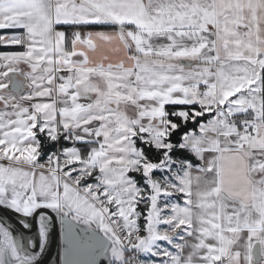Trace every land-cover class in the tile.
<instances>
[{"label": "snow or ice", "instance_id": "1", "mask_svg": "<svg viewBox=\"0 0 264 264\" xmlns=\"http://www.w3.org/2000/svg\"><path fill=\"white\" fill-rule=\"evenodd\" d=\"M0 30V203L121 264H264V0H0Z\"/></svg>", "mask_w": 264, "mask_h": 264}, {"label": "water", "instance_id": "2", "mask_svg": "<svg viewBox=\"0 0 264 264\" xmlns=\"http://www.w3.org/2000/svg\"><path fill=\"white\" fill-rule=\"evenodd\" d=\"M5 234L15 255L3 243ZM112 248L106 234L63 210L41 206L25 215L0 203V264H115ZM36 253L37 260L28 258Z\"/></svg>", "mask_w": 264, "mask_h": 264}, {"label": "crops", "instance_id": "3", "mask_svg": "<svg viewBox=\"0 0 264 264\" xmlns=\"http://www.w3.org/2000/svg\"><path fill=\"white\" fill-rule=\"evenodd\" d=\"M88 30H92V31H115V27H114V28H111V27H110V28H107V27H105V28H90V29H88ZM0 34H5V33H4V30H0ZM12 50H18V48H17L16 46H7V47H5V46H0V51H12ZM108 54H109V53H107V52H98V53H97V55H108ZM22 67H24L25 70H27V69H26V66H22ZM67 146H71V145L69 144V145H67ZM76 146L79 147L78 145H76ZM56 148H57V145H56L55 149L49 151L48 153H50V152H52V151H55ZM82 148H83V146H82ZM48 153H46L44 156H46ZM41 160H43V159H41ZM90 182H94V181L90 179ZM58 209L63 210V208H58ZM66 213H67V212H66ZM73 213H74V212H73ZM126 253H127V252H126Z\"/></svg>", "mask_w": 264, "mask_h": 264}, {"label": "rangeland", "instance_id": "4", "mask_svg": "<svg viewBox=\"0 0 264 264\" xmlns=\"http://www.w3.org/2000/svg\"><path fill=\"white\" fill-rule=\"evenodd\" d=\"M5 47H7V46H5ZM155 175L158 176L159 173L157 172V173H155ZM88 182H90V179H89L88 181H85V183H88ZM114 210H115L114 208H110V211H114ZM63 211L67 212L68 214L72 215L73 217L75 216V213L70 212V211H69L68 209H66V208H63ZM75 219H76V220H79V221H83L84 223H86V224H88V225H92V226L96 227L97 229H99L102 233L106 234L104 231H102V230L99 228L98 224H97L95 221H93V220L85 221L83 218H78V219L75 218ZM140 223H141V226H142V225H143V221H140ZM141 234H143V232H142ZM106 235H107V234H106ZM107 236H108V235H107ZM162 243L164 244V246H168V245H166L165 242H162ZM169 247H170V246H169ZM125 255H126V256H129L130 254H129V253H126ZM139 258H140V259H146L147 257L141 255ZM115 264H121V262H118V261H117Z\"/></svg>", "mask_w": 264, "mask_h": 264}, {"label": "trees", "instance_id": "5", "mask_svg": "<svg viewBox=\"0 0 264 264\" xmlns=\"http://www.w3.org/2000/svg\"><path fill=\"white\" fill-rule=\"evenodd\" d=\"M105 27H107V28H114L115 26H94V27H92V28H105ZM208 117L206 116L205 117V120L207 119ZM192 127V125L190 126V128ZM79 147H81L82 148V146L83 145H79V144H77ZM138 146H141V147H143V145H140L139 144V142H138ZM55 147H56V144H54V143H51V144H49V145H47L46 147H45V149H44V155L46 154V153H48L49 151H51V150H53V149H55ZM46 156H43V157H41V159H44ZM133 175H135V174H133ZM142 221V220H141Z\"/></svg>", "mask_w": 264, "mask_h": 264}, {"label": "flooded vegetation", "instance_id": "6", "mask_svg": "<svg viewBox=\"0 0 264 264\" xmlns=\"http://www.w3.org/2000/svg\"><path fill=\"white\" fill-rule=\"evenodd\" d=\"M43 242H44V239H43ZM4 252V251H2ZM38 256H39V253H36L35 255H29V259H35L37 260L38 259ZM19 256L15 257L14 259L18 258ZM5 258V257H4Z\"/></svg>", "mask_w": 264, "mask_h": 264}]
</instances>
